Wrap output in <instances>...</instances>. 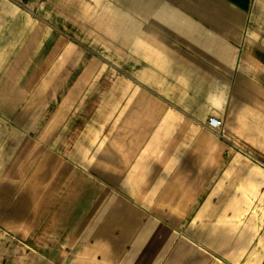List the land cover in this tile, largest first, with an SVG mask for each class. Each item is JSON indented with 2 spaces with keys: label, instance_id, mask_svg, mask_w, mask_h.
I'll use <instances>...</instances> for the list:
<instances>
[{
  "label": "crops",
  "instance_id": "obj_1",
  "mask_svg": "<svg viewBox=\"0 0 264 264\" xmlns=\"http://www.w3.org/2000/svg\"><path fill=\"white\" fill-rule=\"evenodd\" d=\"M2 263L264 264V0H0Z\"/></svg>",
  "mask_w": 264,
  "mask_h": 264
},
{
  "label": "rangeland",
  "instance_id": "obj_2",
  "mask_svg": "<svg viewBox=\"0 0 264 264\" xmlns=\"http://www.w3.org/2000/svg\"><path fill=\"white\" fill-rule=\"evenodd\" d=\"M2 264H9V263H2ZM10 264H14V263H10Z\"/></svg>",
  "mask_w": 264,
  "mask_h": 264
},
{
  "label": "built area",
  "instance_id": "obj_3",
  "mask_svg": "<svg viewBox=\"0 0 264 264\" xmlns=\"http://www.w3.org/2000/svg\"><path fill=\"white\" fill-rule=\"evenodd\" d=\"M213 120H214V119H212L211 122H213ZM218 123H220V121H219Z\"/></svg>",
  "mask_w": 264,
  "mask_h": 264
}]
</instances>
